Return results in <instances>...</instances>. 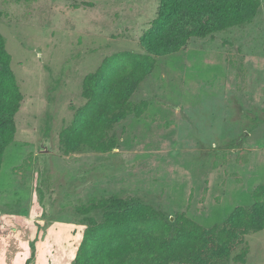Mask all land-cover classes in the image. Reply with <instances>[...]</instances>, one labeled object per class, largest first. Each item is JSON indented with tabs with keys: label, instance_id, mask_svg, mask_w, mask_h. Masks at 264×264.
<instances>
[{
	"label": "rangeland",
	"instance_id": "rangeland-1",
	"mask_svg": "<svg viewBox=\"0 0 264 264\" xmlns=\"http://www.w3.org/2000/svg\"><path fill=\"white\" fill-rule=\"evenodd\" d=\"M161 1L0 0V34L23 95L0 171V264H25L33 246L35 264H74L87 227L74 209L93 198H136L205 228L245 209L264 218L253 197L264 188V0L250 23L191 37L175 52L183 35L217 21L182 14L152 41L164 54L131 93L149 107L115 125L118 147L62 148L61 133L86 104L84 79L113 55H147ZM215 246L192 264H264V229L238 235L228 262ZM244 248L245 262H234Z\"/></svg>",
	"mask_w": 264,
	"mask_h": 264
},
{
	"label": "trees",
	"instance_id": "trees-1",
	"mask_svg": "<svg viewBox=\"0 0 264 264\" xmlns=\"http://www.w3.org/2000/svg\"><path fill=\"white\" fill-rule=\"evenodd\" d=\"M260 5V0H221L216 4H207L206 0H162L157 18L144 36L147 55H113L84 79L82 96L86 104L77 110L72 125L60 135L65 153L88 149L106 154L118 147L119 140L113 133L115 125L129 117L141 118L149 107L147 101H131V93L147 77L148 70L155 67L157 57L164 54L158 52L162 49L159 48L161 41L156 46H152V41L165 36L170 27L178 24L182 14L206 13L217 21L183 35L175 52L191 37L205 39L250 23ZM11 62L12 56L0 34V171L5 150L16 137L14 118L23 101L17 78L10 70ZM253 197L256 204L264 202V188H257ZM74 212L87 221L74 264H166L173 261L192 264L219 243L225 249V262H228L238 235L246 236L264 229V218L258 220L251 209L234 213L223 224L205 228L182 213L172 220L139 199L119 195L93 198L78 205ZM94 214H102V221L97 222ZM247 255L248 248H244L232 260L244 263ZM36 258L37 250L33 246L25 264H35Z\"/></svg>",
	"mask_w": 264,
	"mask_h": 264
}]
</instances>
